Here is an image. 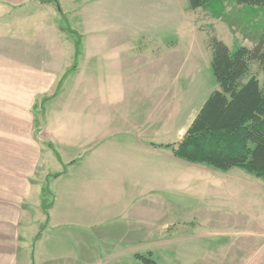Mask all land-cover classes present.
<instances>
[{"label":"crops","instance_id":"1","mask_svg":"<svg viewBox=\"0 0 264 264\" xmlns=\"http://www.w3.org/2000/svg\"><path fill=\"white\" fill-rule=\"evenodd\" d=\"M55 1L58 8L38 0H0V86L12 89L9 113L15 115V129L20 115H28L32 129L37 122L33 114H40L42 143L51 146L52 158V168L46 167L35 186L34 219L22 222L20 206L30 194L29 174L37 158L30 164L32 173L23 166L24 172L18 167L13 176L8 169V179L0 182V264H19L23 225L28 237L23 263L31 264L32 241L46 221L40 196L47 180L52 207L45 231L55 221L84 227L92 223L85 221L89 216H112L109 210L124 205L133 207L131 215L145 224L127 241L151 239L165 248L169 234L163 228L171 225L172 231L184 233H173L169 240L173 257L192 256L195 264H264V186L238 168L219 171L178 159L175 151L183 135L173 144L164 142L173 128V113L166 112L165 104L175 80L179 92L186 60L178 40H165L164 31L179 25L181 0ZM64 29L79 36L78 55ZM190 57L188 65L194 66ZM87 98L92 107L85 105ZM78 130L85 131L83 137ZM71 146L76 153L64 157ZM148 156L173 164L167 184L162 167L149 166ZM149 172L154 177L150 182ZM186 188H195V194ZM153 192L172 194L177 203L170 218L162 197L159 203L143 200ZM185 209L193 210L189 220L174 222ZM148 223L156 234L147 232ZM231 224L241 232H222ZM179 242H189L190 248H178Z\"/></svg>","mask_w":264,"mask_h":264},{"label":"rangeland","instance_id":"2","mask_svg":"<svg viewBox=\"0 0 264 264\" xmlns=\"http://www.w3.org/2000/svg\"><path fill=\"white\" fill-rule=\"evenodd\" d=\"M264 28V7L237 5L232 0H212L207 6L191 10L188 5V0H181V14L180 21L177 27H173L164 31V38L167 41L178 40L179 52L185 54L186 60L180 69L179 84L180 89L178 94L175 80L172 85L173 89L170 91L169 102L165 104V110L173 117V128L170 127L169 135L164 139L165 143H175L178 136H184L192 123V114L199 112L209 96L218 91L219 87L216 84L211 71V50L209 48V40L214 37L222 41L230 51L236 48L245 47L251 49L256 41L257 36ZM190 44L193 47L190 48ZM194 51V52H193ZM189 53V54H186ZM191 57H190V56ZM188 57H190V64L195 62V65H188ZM191 69L190 75L187 78V72ZM256 78L260 84L264 81V70H262L256 63L249 64L248 74L243 79L246 82L250 78ZM6 84V83H5ZM150 84V82H149ZM1 85V83H0ZM2 86V85H1ZM0 86V182H4L8 177H5L6 170L10 169L15 175L17 168L20 169L25 166L29 171L32 164L37 158V166L33 170V174H29L30 194L28 198L23 199L21 203V220L26 222L34 219L33 204L36 203L34 192L38 181L42 180L46 171V167L52 168V158L48 147L42 142L45 141L43 134V119L40 114H33L37 118L34 128H30V120L28 115H20V128L15 129L13 118L15 115L9 113L12 110V89L5 85V90ZM170 86V84H169ZM85 105L92 107V99H84ZM97 105V104H95ZM195 114V116L197 115ZM194 116V118H195ZM57 121V120H56ZM168 122V121H167ZM171 122V121H169ZM13 126V127H12ZM83 137L85 131L78 130ZM180 138V137H179ZM83 139V138H78ZM167 148V147H166ZM76 148L73 146L70 149H65L64 157L73 156L76 153ZM18 160V162L16 161ZM147 163L149 166L162 167L164 173V183L171 178V170L173 164L166 158L163 160L152 159L148 156ZM176 164V162L174 163ZM181 165V173L184 172ZM243 171V170H242ZM24 172V171H23ZM22 169H21V173ZM245 174L246 172L243 171ZM153 173V172H152ZM148 180L153 181V174L148 176ZM258 183L264 186V182L258 179ZM47 182V181H45ZM181 183H185V177L181 175ZM150 187V186H149ZM167 186L164 190H167ZM149 188L148 190H150ZM187 192L195 194V188L185 189ZM177 195V194H176ZM146 196V197H145ZM143 196V200L157 202L159 198H163L166 205L165 212L168 213L169 218L172 216L173 197L171 193H149ZM248 198L245 196L243 202H247ZM258 199H255V201ZM51 201V197H48ZM261 203L264 199H260ZM159 203V201H158ZM184 207H188L186 201L182 198ZM133 208V207H132ZM131 208V209H132ZM131 209L125 206H116L109 210L114 212L112 216L106 217H90L85 219L86 222L92 221L84 225V227L70 225H59L58 221L53 224V227L47 231L42 232L41 240L36 245L34 253V264H143L140 258L150 259L154 264H195V259L191 256L179 258V255L173 257L170 252L172 234H184L183 231L173 230L171 225L163 228V232L168 233V239L164 241V247L168 251H164L162 247L156 246V241L147 239L144 241H127V235H136V231L143 229L145 224L137 215H131ZM153 209L148 208V212ZM181 217H174V222L178 220H189L193 210L185 209L182 211ZM234 212L231 208L228 209V215L231 216ZM257 212V210H256ZM256 214V213H255ZM256 216V215H255ZM264 218V216L262 217ZM28 219V220H27ZM77 221V219H71ZM96 222V223H94ZM99 222V224H98ZM24 226H21V242L19 244V264L23 263V248L24 242L28 237L25 235ZM151 223L146 225L149 234H156ZM49 228V227H48ZM178 231V232H177ZM222 232L228 234H235L241 232V229L235 228L231 224ZM38 233V232H37ZM37 235V234H36ZM109 235V237H105ZM134 238V237H133ZM189 247V242H179L178 248ZM131 254V255H130ZM184 254V253H182ZM188 253H185L187 256ZM195 258V255H193ZM18 258V257H17ZM201 258V257H200ZM198 258L197 260H199ZM196 260V261H197ZM194 262V263H192Z\"/></svg>","mask_w":264,"mask_h":264},{"label":"trees","instance_id":"3","mask_svg":"<svg viewBox=\"0 0 264 264\" xmlns=\"http://www.w3.org/2000/svg\"><path fill=\"white\" fill-rule=\"evenodd\" d=\"M52 4L55 0H38ZM212 0H188L191 10L208 5ZM237 5L264 7V0H232ZM72 38L76 54L80 38L70 29H64ZM211 71L218 91H214L201 107L188 130L177 145L175 157L191 164L205 165L215 170L238 168L264 182V81L256 78L246 82L249 64L256 63L264 70V28L251 49L245 47L230 51L222 42L212 37ZM75 69L73 65L72 70ZM50 149L51 146L47 145ZM52 151V150H51ZM57 154L55 151L52 152ZM49 182L41 188L40 209L46 217L31 244L30 263L34 264V244L42 237L52 207ZM143 264H154L140 258Z\"/></svg>","mask_w":264,"mask_h":264}]
</instances>
